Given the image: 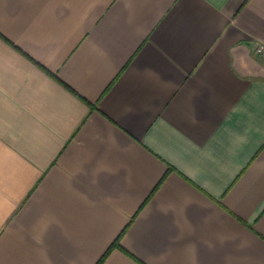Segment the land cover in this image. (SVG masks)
I'll use <instances>...</instances> for the list:
<instances>
[{
    "label": "crops",
    "instance_id": "crops-1",
    "mask_svg": "<svg viewBox=\"0 0 264 264\" xmlns=\"http://www.w3.org/2000/svg\"><path fill=\"white\" fill-rule=\"evenodd\" d=\"M264 0H0V264H264Z\"/></svg>",
    "mask_w": 264,
    "mask_h": 264
},
{
    "label": "trees",
    "instance_id": "trees-1",
    "mask_svg": "<svg viewBox=\"0 0 264 264\" xmlns=\"http://www.w3.org/2000/svg\"><path fill=\"white\" fill-rule=\"evenodd\" d=\"M118 240H119V235L114 239V241L110 244V246L106 249V251L103 253V255L98 259V261L95 264H101L104 258L107 256V254L110 252V250L113 247H119Z\"/></svg>",
    "mask_w": 264,
    "mask_h": 264
},
{
    "label": "built area",
    "instance_id": "built-area-1",
    "mask_svg": "<svg viewBox=\"0 0 264 264\" xmlns=\"http://www.w3.org/2000/svg\"><path fill=\"white\" fill-rule=\"evenodd\" d=\"M253 51L255 54L260 55L264 60V45L261 43H256L254 45Z\"/></svg>",
    "mask_w": 264,
    "mask_h": 264
}]
</instances>
